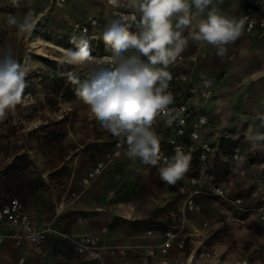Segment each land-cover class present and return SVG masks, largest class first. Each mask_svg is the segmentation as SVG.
I'll return each mask as SVG.
<instances>
[{
	"label": "rangeland",
	"instance_id": "obj_1",
	"mask_svg": "<svg viewBox=\"0 0 264 264\" xmlns=\"http://www.w3.org/2000/svg\"><path fill=\"white\" fill-rule=\"evenodd\" d=\"M125 4L128 0H120V5ZM111 6L107 0H68L61 8L50 0H23L19 8L0 5V51L11 47L17 60L31 65L25 89L28 102L0 121V204L18 196L34 207L38 220H45L59 206L98 200L101 211L95 207L71 211L77 213L74 220L95 218L125 231L176 225L191 235L187 252L202 241L215 251L211 264H264V141L254 147L248 133L229 130L225 116L211 111L216 125V116L222 119L218 130L232 137L229 147L239 146L241 160L235 161L226 151L220 167L191 162L194 165L181 180L166 184L157 167L128 158L127 144L103 130L75 95L76 85L68 80V73L80 74L83 81L81 72L91 63L62 62V50L39 40L76 50L83 39L71 33L72 20L94 13L104 21ZM29 10L38 17L35 27L30 34L17 36L8 16ZM200 46L189 39L182 54ZM161 150L167 158L174 155L169 148ZM190 175L198 180L199 209H191L181 191L182 186L192 187ZM217 186L227 195L218 193ZM137 216L141 220L134 223Z\"/></svg>",
	"mask_w": 264,
	"mask_h": 264
},
{
	"label": "clouds",
	"instance_id": "obj_2",
	"mask_svg": "<svg viewBox=\"0 0 264 264\" xmlns=\"http://www.w3.org/2000/svg\"><path fill=\"white\" fill-rule=\"evenodd\" d=\"M11 2L17 8L23 4V0ZM107 2L120 6V0ZM128 7L132 15L118 13L102 34L113 53L111 63L91 68L83 81L69 72L68 80L76 85L75 95L89 107L100 127L127 144L128 158L157 167L160 179L175 185L189 171L192 157L180 147L172 157H164L161 137L153 129L158 117L168 127L183 123L184 109L170 107L175 98L169 91L173 77L167 69L181 57L189 39L215 47L222 57L225 46L241 35L245 21L222 14L213 0H128ZM7 23L16 28L17 36L30 34L35 27L34 11L10 14ZM62 62L76 66L92 62L88 41L81 40L76 50H65ZM30 70L28 61L17 60L11 47L0 51V121L28 102L25 89ZM211 84L206 80L204 87ZM259 118L264 120V115ZM249 133L254 147L264 141V133L251 134V129Z\"/></svg>",
	"mask_w": 264,
	"mask_h": 264
},
{
	"label": "built area",
	"instance_id": "obj_3",
	"mask_svg": "<svg viewBox=\"0 0 264 264\" xmlns=\"http://www.w3.org/2000/svg\"><path fill=\"white\" fill-rule=\"evenodd\" d=\"M68 0H50L56 7H63ZM12 5L11 0H0V5ZM241 6V18L244 19V31L248 34L264 36V0H238ZM118 13L132 15V9H120L109 7V14L106 20L97 15L87 16L85 19H74L70 24L73 35L89 44L92 57L91 67L81 72L88 78L91 68L111 63L113 53L106 47L102 34L110 20L116 18ZM138 17V14H136ZM34 20L38 17L34 14ZM80 43V41H79ZM205 53L200 49L189 53L181 54L178 60L167 69L172 74L169 84V91L172 92L175 102L170 107L183 108L181 124L179 121L168 127L163 117H158L153 123V129L161 137V149L169 148L173 153L176 147H180L186 154L192 157L191 162H199L203 165L223 164L224 153L230 152L231 157L239 162L242 158L239 146L229 147L230 137L221 133L216 126L215 119L205 106L206 100L217 94L215 80L207 72H198V65ZM80 75V74H79ZM77 75V76H79ZM211 80V87H204V82ZM75 91V89H74ZM239 136L236 137L238 139ZM164 155L163 150H161ZM167 158V156H164ZM194 163H191L194 165ZM243 174L245 170L240 169ZM191 188L181 187L186 194V201L191 209H199L195 196L199 193L198 180L195 175H190ZM216 190L222 195H227L224 188L217 186ZM61 226L56 233L67 238L77 255L93 259L101 256L100 251L104 249L110 256H126L128 251H134L135 256L126 260L124 264H211L215 261L216 253L204 245V241L196 248L186 251V242L190 234H187L182 227L171 225L166 228L149 227L144 230L148 237L160 236V241L155 243H144L140 245L116 244L106 245L102 242L101 235L80 234L70 235L64 228L63 220L58 219ZM8 229V231H5ZM53 227L47 225L45 228H38L28 210L25 200L18 196L8 197L0 204V245L7 239H13L15 244L20 246L40 245L44 243L53 231ZM107 233L108 227L102 229ZM203 234V233H202ZM201 233L197 236H202ZM23 260H21L22 262ZM213 263V262H212Z\"/></svg>",
	"mask_w": 264,
	"mask_h": 264
},
{
	"label": "crops",
	"instance_id": "obj_4",
	"mask_svg": "<svg viewBox=\"0 0 264 264\" xmlns=\"http://www.w3.org/2000/svg\"><path fill=\"white\" fill-rule=\"evenodd\" d=\"M213 6L222 14L241 18V6L238 0H213ZM118 8L128 10V4L120 5ZM195 11V9H193ZM94 15V13L89 14ZM96 15V14H95ZM205 14H201L203 18ZM201 45V44H200ZM226 47L225 54L221 57L217 54V49L211 45L203 44L199 48L205 56L199 62L198 72H207L215 80L216 95L205 102L209 112L218 113L222 118L225 116L228 121V129L241 133L251 134L264 133V120L259 117L264 115V36L248 34L244 31L241 35ZM190 52V53H192ZM215 113V114H216ZM218 125L221 126L222 119L216 116ZM221 120V121H220ZM94 202V203H93ZM77 202L72 205L59 206L55 212L45 220H38L34 215V207L28 210L38 228H45L47 225L53 227L47 240L40 245H16L13 239H7L0 245V264H124L135 256V252L129 250L127 255L110 256L104 249L100 251L99 258H85L77 255L67 238L56 233L59 227L58 219L65 223L64 230L70 235L95 234L102 236V242L106 245L128 244L140 245L144 243H155L160 241V236L148 237L144 233L146 228L138 226L129 231L120 227L109 228L107 224H100L95 218H77L76 212L88 210L86 208L95 207L94 210L101 211L100 202ZM65 207V208H64ZM67 210L69 213H66ZM91 210V209H90ZM66 213V214H65ZM130 213V212H129ZM139 216L135 217L134 223L138 222ZM141 222V221H140ZM82 223V225H80ZM108 227L107 233L102 229ZM5 231H8L6 229ZM21 260H23L21 262Z\"/></svg>",
	"mask_w": 264,
	"mask_h": 264
},
{
	"label": "bare ground",
	"instance_id": "obj_5",
	"mask_svg": "<svg viewBox=\"0 0 264 264\" xmlns=\"http://www.w3.org/2000/svg\"><path fill=\"white\" fill-rule=\"evenodd\" d=\"M40 40V42L42 43V44H44V45H50V46H54V47H56V48H58V49H60V50H62L63 52L65 51V50H67L68 48H66V47H63V46H61V45H57V44H54V43H52V42H49V41H47V40H44V39H39Z\"/></svg>",
	"mask_w": 264,
	"mask_h": 264
},
{
	"label": "trees",
	"instance_id": "obj_6",
	"mask_svg": "<svg viewBox=\"0 0 264 264\" xmlns=\"http://www.w3.org/2000/svg\"><path fill=\"white\" fill-rule=\"evenodd\" d=\"M149 227H154V225L152 226V225H150V226H147L146 228H149Z\"/></svg>",
	"mask_w": 264,
	"mask_h": 264
}]
</instances>
